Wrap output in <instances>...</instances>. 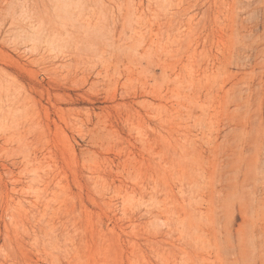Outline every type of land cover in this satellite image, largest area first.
Here are the masks:
<instances>
[{
  "label": "rangeland",
  "instance_id": "1",
  "mask_svg": "<svg viewBox=\"0 0 264 264\" xmlns=\"http://www.w3.org/2000/svg\"><path fill=\"white\" fill-rule=\"evenodd\" d=\"M0 264H264V0H0Z\"/></svg>",
  "mask_w": 264,
  "mask_h": 264
}]
</instances>
